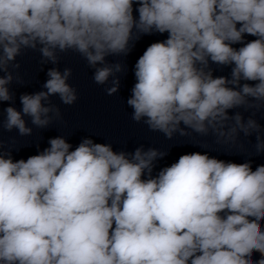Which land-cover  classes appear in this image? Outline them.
Wrapping results in <instances>:
<instances>
[{
	"label": "clouds",
	"instance_id": "9594fccd",
	"mask_svg": "<svg viewBox=\"0 0 264 264\" xmlns=\"http://www.w3.org/2000/svg\"><path fill=\"white\" fill-rule=\"evenodd\" d=\"M165 33L134 65L131 119L168 140L211 134L236 145L254 135L255 156L264 154V0H0V103L10 102L0 131L31 136L25 117L47 129L61 116L51 97L78 99L72 69L52 67L45 90L11 106L24 49L42 65L79 54L112 96L127 66L107 58ZM213 64L230 75L214 76ZM48 145L16 160L0 139V264H264V164L192 152L153 175L168 151H115L88 137Z\"/></svg>",
	"mask_w": 264,
	"mask_h": 264
},
{
	"label": "water",
	"instance_id": "95a60500",
	"mask_svg": "<svg viewBox=\"0 0 264 264\" xmlns=\"http://www.w3.org/2000/svg\"><path fill=\"white\" fill-rule=\"evenodd\" d=\"M165 38L138 42L126 57L107 58L109 62L119 60L127 66L126 74H118L121 81L120 88L118 93L112 96L105 92L108 85H97L93 81V70L88 67L84 59L58 66L60 71H63L65 67L72 69V76L68 82L77 90V101L71 106H65L60 102L58 96L51 97L53 104L60 108V118L54 119L47 129H39L32 126L30 119L25 117L28 126L33 127L31 136H19L16 130L12 132L0 131V139L4 141L5 150H13L12 155L16 160L27 159L48 147L50 138L64 136L75 148L82 138L88 137L96 143H111L115 151L132 152L140 145H143L145 149L154 147L161 151H168V155L157 162L153 175L160 168L177 161L181 155L192 152H207L210 156L236 163H243L251 157L253 170L257 165L264 164V154L255 156L254 135L249 137L248 139L251 141H248L241 134L240 141L236 145L217 144L211 134L208 137H201L193 133L187 138L175 136L173 140H168L162 133L149 131L146 125L136 123L131 119L132 109L127 106L126 101L136 82L134 65L147 46ZM252 39L255 37L246 36V40ZM239 46L241 45H234V47ZM211 67L214 70V76L228 77L230 75V67L221 69L215 64ZM47 71L21 77L20 83L14 80L10 85V90L15 93V102L11 106L20 110L19 98L21 94L45 90L42 89V85L47 80ZM8 106H10V102L0 103V113ZM236 111H240L245 119L250 115L243 109L229 110V115H233ZM256 118L264 126V109L256 113ZM0 119H3L2 114H0ZM194 144H200L207 149ZM262 226H264V222H262ZM258 258L259 254L254 253L253 259Z\"/></svg>",
	"mask_w": 264,
	"mask_h": 264
}]
</instances>
